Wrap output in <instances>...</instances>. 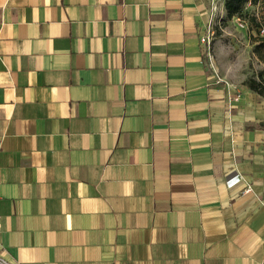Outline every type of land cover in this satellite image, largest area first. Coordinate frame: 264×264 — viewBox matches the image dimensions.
I'll return each mask as SVG.
<instances>
[{
    "label": "crops",
    "instance_id": "crops-1",
    "mask_svg": "<svg viewBox=\"0 0 264 264\" xmlns=\"http://www.w3.org/2000/svg\"><path fill=\"white\" fill-rule=\"evenodd\" d=\"M210 18L0 0L4 260L264 264V98L207 68Z\"/></svg>",
    "mask_w": 264,
    "mask_h": 264
},
{
    "label": "rangeland",
    "instance_id": "rangeland-1",
    "mask_svg": "<svg viewBox=\"0 0 264 264\" xmlns=\"http://www.w3.org/2000/svg\"><path fill=\"white\" fill-rule=\"evenodd\" d=\"M225 1L219 0L216 9H211L204 32L210 28L212 33L210 52L215 71L219 77L240 88L264 66L252 52L253 38L264 35L260 33L264 27V0H245L239 12L232 16L225 10ZM237 17L243 21V27L238 25Z\"/></svg>",
    "mask_w": 264,
    "mask_h": 264
},
{
    "label": "trees",
    "instance_id": "trees-1",
    "mask_svg": "<svg viewBox=\"0 0 264 264\" xmlns=\"http://www.w3.org/2000/svg\"><path fill=\"white\" fill-rule=\"evenodd\" d=\"M245 0H226L224 7L229 16L238 13ZM252 52L264 64V35L253 38ZM247 87L264 98V66L257 72V76H251L246 80Z\"/></svg>",
    "mask_w": 264,
    "mask_h": 264
},
{
    "label": "built area",
    "instance_id": "built-area-1",
    "mask_svg": "<svg viewBox=\"0 0 264 264\" xmlns=\"http://www.w3.org/2000/svg\"><path fill=\"white\" fill-rule=\"evenodd\" d=\"M219 0H211V9H216L217 7V3ZM220 1H224V0H220ZM237 20L239 21L238 25L243 27V21L240 20L239 17H237ZM264 32V27H262L260 29V33L262 34ZM211 31L210 28H207L205 32H203V34L200 36V41L204 46V52H205V58H206V66L207 68L210 70L211 73H213L215 75V78L217 81L221 80V77H219V75L217 74V72L215 71L213 64H212V54L210 52V43H211ZM239 181V180H237ZM236 181V182H237ZM235 182V183H236ZM7 261L4 260L1 256H0V263L4 264Z\"/></svg>",
    "mask_w": 264,
    "mask_h": 264
}]
</instances>
